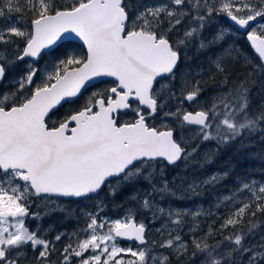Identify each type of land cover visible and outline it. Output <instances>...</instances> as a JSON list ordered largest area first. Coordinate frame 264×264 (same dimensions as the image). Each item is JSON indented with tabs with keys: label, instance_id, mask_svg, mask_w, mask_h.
<instances>
[{
	"label": "snow or ice",
	"instance_id": "snow-or-ice-1",
	"mask_svg": "<svg viewBox=\"0 0 264 264\" xmlns=\"http://www.w3.org/2000/svg\"><path fill=\"white\" fill-rule=\"evenodd\" d=\"M220 16L231 22L229 29L243 30L260 63L243 80L230 81L226 58L234 50L225 49L208 69L189 68L177 91L182 49L187 59L194 43L204 49L223 40L224 29L207 42L202 37ZM71 40L82 42L81 49L63 43ZM0 46V84L10 68L25 64L12 88L0 89V264H171L169 254L156 249L183 256L182 264H264V221L257 217L264 216V183L242 181L217 199L215 208L225 211L216 230L222 239L213 244L212 226L203 232L197 217L215 212L166 207L153 199L172 192L163 162L183 160L187 166L200 143L264 133V103L250 111L249 95L257 82L253 73L264 75V0H0ZM45 57L53 59L41 69ZM213 70L223 79L205 102L202 73L212 79ZM186 103L201 107L188 111ZM65 105L78 106L62 113ZM172 179L182 186L186 177ZM219 179L213 173L202 183ZM138 180L150 189L131 194L137 207L122 218L100 215L105 205L99 193L107 188L115 196ZM198 187L196 181L188 184L192 191ZM33 198L61 211L58 198H83L93 201L95 211H84V224L71 233L49 239L41 213L30 211ZM139 210L166 217L156 231L168 238L149 244L146 225L135 219ZM246 215L257 219L245 223ZM184 216L192 218L190 253ZM29 220L37 223L29 226ZM63 239L67 243L58 249Z\"/></svg>",
	"mask_w": 264,
	"mask_h": 264
},
{
	"label": "trees",
	"instance_id": "trees-1",
	"mask_svg": "<svg viewBox=\"0 0 264 264\" xmlns=\"http://www.w3.org/2000/svg\"><path fill=\"white\" fill-rule=\"evenodd\" d=\"M59 4H65L70 2V0H57ZM228 20L225 17H216L204 30L202 37L207 42L212 39L215 33L224 29L225 35L224 39L221 41H216L210 43L204 49H199L194 43L192 46L186 49L185 59V50L181 51V63L176 69V80L174 81L176 90L179 91L181 80L185 72L189 68L193 70H198L201 67L205 70L209 68L210 60L214 59L217 56H220L224 53L225 49L231 48L234 51L232 56L226 58V70L231 73L229 76L230 81L239 82L243 80L247 71L251 69L253 64H259L260 61L252 54L244 35L237 33L234 29L228 28ZM65 45H72L74 50H80L81 46L72 42H66ZM3 47V46H0ZM235 57V59H233ZM53 57H45L39 64L41 69H44L48 65V61L52 60ZM245 60L249 63H245ZM25 71L24 62H19L12 68L8 70V75L3 84H0V89H11L12 84L10 81L17 75L22 74ZM214 71V77L209 79V72L204 71L202 73V83L201 87L203 91L201 92V99L205 102H210V99L215 93L219 90V82L223 79V74ZM199 79L200 77H196ZM253 78L257 81L251 87L250 90V111H259L260 106L264 103V75L253 73ZM107 84H98L97 87H106ZM94 89H89V92ZM88 93H85L87 96ZM80 104L83 103V100L79 101ZM78 105H65L60 111L67 112L70 109L76 108ZM173 106V105H169ZM185 107L188 111H196L201 105L185 104ZM158 123V121H157ZM189 129H195V127L188 126ZM187 135H191V132H187ZM264 133L256 132L253 134L244 133L241 137L236 140H232L227 144H217L215 141H206L200 143V141L193 140L191 146L200 143L199 150L194 154L193 158L194 163H190L185 166L184 161H179L174 166H168L164 163L165 176L164 178L169 181V188L172 192H165L160 194H154L153 199H155L159 204L164 206H172L175 208L186 209V208H202L205 212L212 210L216 215L212 216H200L197 217L201 221V227L203 232L207 231V226L211 225L214 230V235L208 238V243L213 244L217 240L222 239L219 235V232L216 231L219 229V225L223 220V213L225 211L222 206L220 209L215 208L216 201L222 195H227L231 192L236 191L242 181H252L255 180L258 183H264V139H261V136ZM191 146L189 150H191ZM210 157L211 162H206V159ZM203 164V167L200 165ZM180 174L182 177H186L183 185L179 184V181L173 182V177L177 174ZM213 173H219L220 179L218 182L211 184H203L202 181L212 175ZM227 173L225 176L224 174ZM196 181L199 183V187L192 191L188 188V184ZM150 185L143 181L138 180L133 184L124 185L115 196L108 194V189L105 188L101 193H99V200H102L105 208L101 216H108L113 219L122 218L127 214L129 209L137 207L135 202L130 199V196L133 192L137 190L148 191ZM172 193H175L173 195ZM241 196H244L245 193H240ZM161 196L163 197L161 199ZM59 204L64 209L61 210H52L55 208V205H46L37 198H33L31 202L30 211L40 212L43 216L41 221L42 230L47 229L46 238H53L58 232L67 231L71 233L77 228L78 225L84 224V211H95V206L93 201L86 199L79 200H62L58 199ZM220 216L217 219V216ZM257 217H260L264 221V216L257 214ZM257 217L245 216V223L248 221L256 220ZM136 221L143 222L148 231L146 232V239L151 244L153 241L160 242L162 239H167L168 236H161L160 232L156 229L161 227V224L164 223L165 219H154L152 212L149 210H139L135 215ZM185 221L184 239L189 242L190 248L189 253L192 251L191 248V239L190 237L193 233L187 231L188 226L192 222L191 216H184ZM29 226H34L37 222L29 220ZM171 227V225H170ZM239 227V226H238ZM261 228H264V223L261 224ZM227 231V230H226ZM260 231V229H257ZM203 232L195 233V235H203ZM251 239V237H250ZM259 239V236L255 237ZM67 243V239H63L61 242L57 243V248L61 249L62 245ZM121 246L128 247L132 246L136 248L138 246L130 244L127 245L120 241ZM156 251H162L170 256L171 264H182V261L185 260L183 256L177 259V256L170 249H156ZM32 253L29 251V256ZM185 264H191V262H185Z\"/></svg>",
	"mask_w": 264,
	"mask_h": 264
},
{
	"label": "water",
	"instance_id": "water-1",
	"mask_svg": "<svg viewBox=\"0 0 264 264\" xmlns=\"http://www.w3.org/2000/svg\"><path fill=\"white\" fill-rule=\"evenodd\" d=\"M228 22H229V24L231 23L229 20H228ZM242 31H243V30H241L239 33L242 34ZM237 32H238V31H237ZM243 35H244V34H243ZM244 36H245L246 42H247V44H248V46H249V48H250L252 54H253V55L259 60L258 54L255 52L254 49L251 48L250 42L247 40L246 35H244ZM66 42H72V43L78 44V45H80V46H81V44H82V42H80V41H78V40L64 41L63 43H66ZM259 61H260V60H259ZM190 127H196V126H190ZM178 162H179V161H178ZM178 162H177V163H178ZM164 163H166V162H164ZM168 166H174V165H168ZM58 199H62V200H77V199H75V198H58ZM82 199H83V198H82ZM122 242L125 243V244H133V245L138 246L136 242H130V241H122Z\"/></svg>",
	"mask_w": 264,
	"mask_h": 264
},
{
	"label": "rangeland",
	"instance_id": "rangeland-1",
	"mask_svg": "<svg viewBox=\"0 0 264 264\" xmlns=\"http://www.w3.org/2000/svg\"><path fill=\"white\" fill-rule=\"evenodd\" d=\"M133 2H135V0H133ZM226 18V17H225ZM227 19V18H226ZM228 20V19H227ZM186 209H192V208H186ZM192 210H194V209H192ZM162 218H164V219H166V217H163V216H161V217H159L158 219H162ZM126 259L128 258V257H125Z\"/></svg>",
	"mask_w": 264,
	"mask_h": 264
},
{
	"label": "flooded vegetation",
	"instance_id": "flooded-vegetation-1",
	"mask_svg": "<svg viewBox=\"0 0 264 264\" xmlns=\"http://www.w3.org/2000/svg\"><path fill=\"white\" fill-rule=\"evenodd\" d=\"M229 23V22H228Z\"/></svg>",
	"mask_w": 264,
	"mask_h": 264
}]
</instances>
